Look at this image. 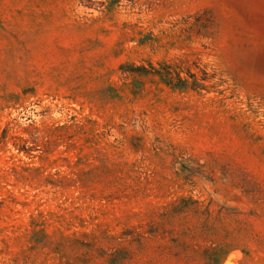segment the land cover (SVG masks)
Here are the masks:
<instances>
[{"label": "rangeland", "instance_id": "rangeland-1", "mask_svg": "<svg viewBox=\"0 0 264 264\" xmlns=\"http://www.w3.org/2000/svg\"><path fill=\"white\" fill-rule=\"evenodd\" d=\"M0 264H264V0H0Z\"/></svg>", "mask_w": 264, "mask_h": 264}]
</instances>
